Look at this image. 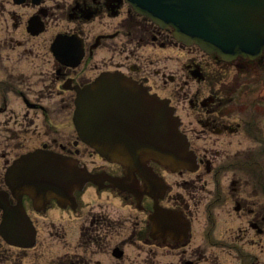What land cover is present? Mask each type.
<instances>
[{
    "label": "flooded vegetation",
    "instance_id": "flooded-vegetation-1",
    "mask_svg": "<svg viewBox=\"0 0 264 264\" xmlns=\"http://www.w3.org/2000/svg\"><path fill=\"white\" fill-rule=\"evenodd\" d=\"M105 71L174 106L197 170L181 172L178 195L152 192L138 174L124 190L102 180L100 203L76 200L73 226L51 223L50 260H40L36 245L27 264H251L244 250L264 242V53L222 61L175 41L125 0H0V168L26 146L85 161L87 146L60 119L72 115L77 91ZM93 162L84 163L123 177L120 165ZM159 196L194 223L188 237L150 222ZM2 245L0 261L9 264ZM27 254L15 255L19 264Z\"/></svg>",
    "mask_w": 264,
    "mask_h": 264
},
{
    "label": "water",
    "instance_id": "water-1",
    "mask_svg": "<svg viewBox=\"0 0 264 264\" xmlns=\"http://www.w3.org/2000/svg\"><path fill=\"white\" fill-rule=\"evenodd\" d=\"M135 9L150 16L173 35L186 43L195 42L205 50L216 51L223 58L235 55L257 54L264 48V0H131ZM116 83L120 78L113 77ZM107 79V77L105 78ZM128 87L125 81L116 84L120 96L115 111L117 117H128L133 127L119 129L118 147H110L101 139L100 101H87L92 114L83 115L80 103L79 119L88 117L95 127L80 131L97 150L124 165L143 166L154 159L172 170L191 166L185 141L177 130L171 110L164 102L147 97L143 91ZM92 95V94H91ZM120 103V104H119ZM88 120V119H87ZM93 130V131H92ZM94 130H97L96 132ZM133 142V143H132ZM34 164L16 162L7 172L14 195L29 191L39 201L49 197L70 196L73 187L81 186L89 178L75 162L46 152L33 156ZM0 206L4 210L0 232L8 240L31 235L30 226L21 207L10 206L6 195L0 192ZM26 224V226H25Z\"/></svg>",
    "mask_w": 264,
    "mask_h": 264
},
{
    "label": "rangeland",
    "instance_id": "rangeland-1",
    "mask_svg": "<svg viewBox=\"0 0 264 264\" xmlns=\"http://www.w3.org/2000/svg\"><path fill=\"white\" fill-rule=\"evenodd\" d=\"M60 120H66V119H60ZM67 120H69V119H67ZM67 124H68V122H67ZM92 159L93 158L90 157V160H92ZM169 177H170V180H172L173 182L175 180H179V177H178L177 174H171V175H169ZM178 189L179 188L177 186H174V188L171 191V193L177 194ZM85 196H87V197L89 196L91 199L98 198V194H96L95 192H92L90 188L84 193L83 198H85ZM77 214H78V211H77ZM36 217H37L36 218V221H37L38 225L41 228V230L39 231V236H38L39 237V240H40V244L38 245L37 248H39L42 251L40 260L42 262H46L48 260V258L50 257V254H52V250H53V248L56 245L55 242H54V240H53V239H56V236H54L51 227L49 225H46V224H48L49 221H54L55 220V214H49V215L47 214L45 216V219L44 220H42V218H41L40 215H36ZM196 218L200 219L201 218V215L200 214L197 215ZM200 228H201V224L199 222L196 225V229L197 230H200ZM243 231H244V233H240L237 238H241L245 234L246 230H243ZM234 233H236V231ZM199 236L200 235H198V238H200ZM250 236L253 237V232L252 231L250 232ZM68 237L71 238V237H73V235L72 234H68ZM52 245H54V246H52ZM262 245H263V251H264V242H262ZM250 249H251L252 252H253V249H255L256 252H260V249H259V246L258 245L251 246V247H249L248 249H246L244 251L247 252ZM9 250L11 252H14L15 251V249H12V248H10ZM33 251H29L28 252L29 254H27L26 256H24V264L29 263V261L31 259H33L32 253H31ZM98 256L99 255H96V257H98ZM10 258L11 259H14L15 256L13 254H11L10 255Z\"/></svg>",
    "mask_w": 264,
    "mask_h": 264
}]
</instances>
